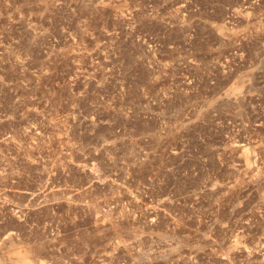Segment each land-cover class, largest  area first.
<instances>
[{"label":"rangeland","instance_id":"1","mask_svg":"<svg viewBox=\"0 0 264 264\" xmlns=\"http://www.w3.org/2000/svg\"><path fill=\"white\" fill-rule=\"evenodd\" d=\"M264 264V0H0V264Z\"/></svg>","mask_w":264,"mask_h":264},{"label":"bare ground","instance_id":"2","mask_svg":"<svg viewBox=\"0 0 264 264\" xmlns=\"http://www.w3.org/2000/svg\"><path fill=\"white\" fill-rule=\"evenodd\" d=\"M15 264H34V263H32L27 257V255L24 254L19 256L18 260L15 261Z\"/></svg>","mask_w":264,"mask_h":264}]
</instances>
